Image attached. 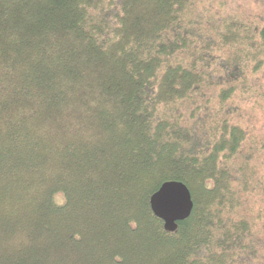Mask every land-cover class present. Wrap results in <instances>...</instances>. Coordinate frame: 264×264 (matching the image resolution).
Here are the masks:
<instances>
[{
	"label": "trees",
	"instance_id": "obj_1",
	"mask_svg": "<svg viewBox=\"0 0 264 264\" xmlns=\"http://www.w3.org/2000/svg\"><path fill=\"white\" fill-rule=\"evenodd\" d=\"M201 2L0 0V264H262L264 24Z\"/></svg>",
	"mask_w": 264,
	"mask_h": 264
},
{
	"label": "rangeland",
	"instance_id": "obj_2",
	"mask_svg": "<svg viewBox=\"0 0 264 264\" xmlns=\"http://www.w3.org/2000/svg\"><path fill=\"white\" fill-rule=\"evenodd\" d=\"M202 2L203 5L208 6L211 9L212 14H215V16L219 17L218 19H227L226 17L230 16L233 17L230 20L239 17L251 24H264V0H202ZM200 7L202 8V5ZM261 82H263L262 84L264 85V80H261ZM256 102L257 106H255L254 109H250L253 104L250 100L245 101L246 106L245 112L243 113V116L246 119L245 127L255 126V130L258 133L263 132V136L264 97ZM260 128L263 131H261ZM258 133L255 134L259 135ZM258 258H260L262 260V264H264V255L258 254Z\"/></svg>",
	"mask_w": 264,
	"mask_h": 264
},
{
	"label": "water",
	"instance_id": "obj_3",
	"mask_svg": "<svg viewBox=\"0 0 264 264\" xmlns=\"http://www.w3.org/2000/svg\"><path fill=\"white\" fill-rule=\"evenodd\" d=\"M153 214L161 219L168 232H176L179 223L187 220L193 212L194 203L188 187L182 182L169 181L151 197Z\"/></svg>",
	"mask_w": 264,
	"mask_h": 264
},
{
	"label": "bare ground",
	"instance_id": "obj_4",
	"mask_svg": "<svg viewBox=\"0 0 264 264\" xmlns=\"http://www.w3.org/2000/svg\"><path fill=\"white\" fill-rule=\"evenodd\" d=\"M189 189V188H188ZM194 203V202H193ZM193 210H194V208H193ZM193 213V212H192ZM181 223V222H180ZM165 229V228H164Z\"/></svg>",
	"mask_w": 264,
	"mask_h": 264
}]
</instances>
